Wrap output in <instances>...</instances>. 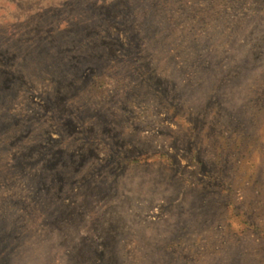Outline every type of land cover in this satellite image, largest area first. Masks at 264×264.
Returning a JSON list of instances; mask_svg holds the SVG:
<instances>
[{"label":"rangeland","instance_id":"374dc122","mask_svg":"<svg viewBox=\"0 0 264 264\" xmlns=\"http://www.w3.org/2000/svg\"><path fill=\"white\" fill-rule=\"evenodd\" d=\"M0 264H264V0H0Z\"/></svg>","mask_w":264,"mask_h":264}]
</instances>
